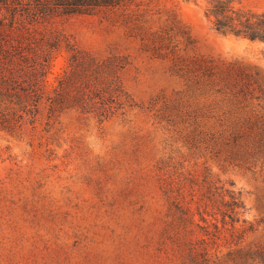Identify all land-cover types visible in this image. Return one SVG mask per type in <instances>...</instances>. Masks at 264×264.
I'll return each mask as SVG.
<instances>
[{
    "label": "rangeland",
    "instance_id": "1",
    "mask_svg": "<svg viewBox=\"0 0 264 264\" xmlns=\"http://www.w3.org/2000/svg\"><path fill=\"white\" fill-rule=\"evenodd\" d=\"M239 3L264 9V0ZM203 5L202 0H160L149 23L156 27L173 12L192 40L181 44L186 53L241 65L264 78V43L216 32ZM63 26L81 48L101 53L115 43L128 48L121 80L131 105L124 117L102 125L67 111L52 128L45 119L35 127L27 124L23 137L0 130V264H159L154 237L165 205L151 168L170 155L195 189L207 166L211 177L240 191L242 218L254 229L232 247L233 259L223 240L219 255L226 264H244L246 254L264 243L263 171L222 163L200 144L190 147L185 130L173 132L155 118L183 89L165 59L140 52L136 40L100 15L68 16ZM68 57L63 48L54 59L50 89ZM258 108L264 111V100Z\"/></svg>",
    "mask_w": 264,
    "mask_h": 264
},
{
    "label": "trees",
    "instance_id": "2",
    "mask_svg": "<svg viewBox=\"0 0 264 264\" xmlns=\"http://www.w3.org/2000/svg\"><path fill=\"white\" fill-rule=\"evenodd\" d=\"M159 1L0 0V130L23 137L27 124L35 127L45 119L52 128L67 111L98 125L126 115L131 99L121 71L128 64V48L116 43L105 53L81 48L63 26L68 16L100 15L136 40L140 52L165 59L180 80L183 89L155 118L173 132L185 130L190 147L200 144L222 163L264 173V111L258 108L264 100V78L241 65L186 53L181 44L191 45L192 40L175 13L156 27L150 25L152 7ZM202 1L204 16L216 32L264 43V9L243 6L239 0ZM63 48L68 64L50 89L47 76ZM151 171L165 205L156 218V261L226 264L219 255L223 243L232 258V247L254 229L242 218L240 191L232 182L211 177L207 166L195 189L171 155L157 159ZM258 262L264 264V243L244 260Z\"/></svg>",
    "mask_w": 264,
    "mask_h": 264
}]
</instances>
